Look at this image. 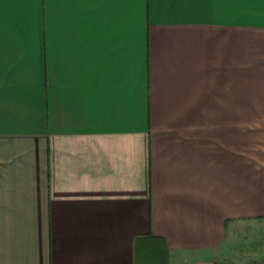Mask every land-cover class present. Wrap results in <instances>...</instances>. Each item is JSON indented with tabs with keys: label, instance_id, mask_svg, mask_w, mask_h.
Segmentation results:
<instances>
[{
	"label": "crops",
	"instance_id": "crops-1",
	"mask_svg": "<svg viewBox=\"0 0 264 264\" xmlns=\"http://www.w3.org/2000/svg\"><path fill=\"white\" fill-rule=\"evenodd\" d=\"M243 223L264 0H0V264H264Z\"/></svg>",
	"mask_w": 264,
	"mask_h": 264
},
{
	"label": "rangeland",
	"instance_id": "rangeland-1",
	"mask_svg": "<svg viewBox=\"0 0 264 264\" xmlns=\"http://www.w3.org/2000/svg\"><path fill=\"white\" fill-rule=\"evenodd\" d=\"M238 229L241 232L238 234L237 239L234 238V260L243 259V261L247 262H263L264 237L262 236V231L264 230V224L243 223L238 227ZM251 231H254V233H250ZM247 232H249L250 234H247ZM254 240L256 241L254 242Z\"/></svg>",
	"mask_w": 264,
	"mask_h": 264
}]
</instances>
